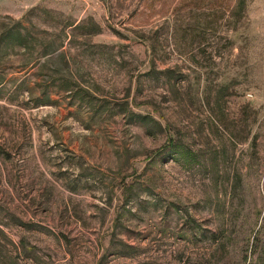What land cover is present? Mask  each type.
Masks as SVG:
<instances>
[{"label":"rangeland","instance_id":"rangeland-1","mask_svg":"<svg viewBox=\"0 0 264 264\" xmlns=\"http://www.w3.org/2000/svg\"><path fill=\"white\" fill-rule=\"evenodd\" d=\"M235 2L0 0L42 43L0 46V264H264V0Z\"/></svg>","mask_w":264,"mask_h":264},{"label":"trees","instance_id":"trees-1","mask_svg":"<svg viewBox=\"0 0 264 264\" xmlns=\"http://www.w3.org/2000/svg\"><path fill=\"white\" fill-rule=\"evenodd\" d=\"M223 4L224 1H216L215 9L220 10L221 7H217ZM245 9L246 0H236L231 11V16L239 20L243 16ZM0 28V46L2 44L5 45L7 54L10 52L9 50L13 52L17 51V49L31 50L33 48L36 49L37 44H42L39 37H36L32 32L26 29L21 21L11 19L9 23H3V26ZM50 44L48 45L51 46ZM254 244L256 246L255 253L257 252V258L264 263V239H257Z\"/></svg>","mask_w":264,"mask_h":264}]
</instances>
